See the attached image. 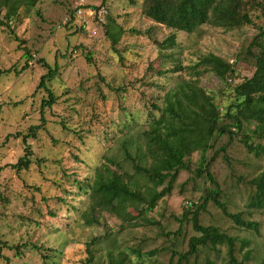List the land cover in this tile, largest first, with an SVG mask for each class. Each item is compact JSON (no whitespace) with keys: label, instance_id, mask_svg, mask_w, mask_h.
Returning <instances> with one entry per match:
<instances>
[{"label":"rangeland","instance_id":"1","mask_svg":"<svg viewBox=\"0 0 264 264\" xmlns=\"http://www.w3.org/2000/svg\"><path fill=\"white\" fill-rule=\"evenodd\" d=\"M145 3L40 0L23 7L9 28L0 25V193L4 198L0 200V264H86L87 245L98 237L94 263L105 262L109 249L125 246L132 248L128 253L138 264H169L171 260L173 264H229L226 247L215 250L210 246L178 262L189 250L190 239L199 236L189 221L181 224L183 213L194 211L212 188L206 176L196 175L200 153L187 161L189 170L179 173L171 195L159 200L151 212L144 213V206L133 207L129 210L133 219L122 221L105 213L100 224L85 226L80 214L70 211L86 206V198L76 194L72 181L75 176L85 178L87 165L97 164L106 145L112 143L106 142V132L128 115L143 128L160 117L166 92L182 78H190L189 67L200 58L215 54L237 61L234 84L254 74L248 49L264 27V0H248L251 24L235 29L204 25L193 34L156 23L143 14ZM100 7L107 10L106 23L91 15L88 28L80 30L75 10L90 13ZM72 15L73 21H66ZM108 18L117 24H110L111 33L123 30L116 45L106 34ZM171 34L177 37L176 45L162 49L160 44ZM45 63L57 66L56 77L47 86L58 99L42 112L48 94L38 85L48 71ZM201 71L200 85L217 104H225L221 94L225 83ZM43 117L45 127L28 140L34 163L29 170L17 172L11 165L24 155L25 145L16 134H28L31 126L43 123ZM244 134L235 136L227 151L229 161L216 155L209 170L220 185L221 201L231 212H241L245 220L256 222L259 233L236 227L212 202L200 215V224L215 225L236 237L239 261H244L247 250L239 251L241 243L249 242L252 259L244 263L256 264L263 253L264 210L249 206V181L264 172V157L248 150L240 139ZM227 140H218L208 160ZM251 143L264 148V139L254 138ZM190 202L194 205L188 206ZM34 245L42 251L32 249ZM133 249L141 252V258ZM174 252L178 255L173 256Z\"/></svg>","mask_w":264,"mask_h":264},{"label":"trees","instance_id":"2","mask_svg":"<svg viewBox=\"0 0 264 264\" xmlns=\"http://www.w3.org/2000/svg\"><path fill=\"white\" fill-rule=\"evenodd\" d=\"M38 1L40 0H0V25L9 28V22L18 17L23 7H31ZM163 1L147 0L143 14L175 31L193 34L204 25L235 29L252 23L248 0H169L162 4ZM73 16L68 21H73ZM111 23L117 25L115 20L108 18L106 34L116 45L123 30L111 33ZM80 30L83 28L80 27ZM176 40V35L171 34L160 46L162 49L172 48L176 45ZM248 53L253 59L255 71L243 82L234 84L237 61H227L215 54H207L189 67L190 78H182L174 88L166 92L160 117L152 118L147 127L143 128L136 118L128 115L123 123L114 126L110 132L107 131L106 142L112 143L106 145V150L97 164L87 165L89 171L85 178L75 176L72 181L76 194L86 198V206L83 210L75 207L70 211L79 213L85 226L100 224L105 213L115 215L122 221L133 219L129 215V210L133 207L144 206V213L151 212L159 200L171 195L179 173L189 170L187 161L194 154L200 153L196 175L206 176L212 188L194 211L185 210L183 213L181 224L189 221L199 236L190 239L189 250L178 257V262L197 254L200 247L207 246L215 250L226 247L229 264H245V261H251L252 250L249 242L241 243L239 251L247 250L244 252V261H239L235 254L236 237L215 225L200 224V215L212 202L236 227L259 233L256 222L245 220L241 212H231L221 201L220 185L209 170L216 155H222L229 161L227 151L233 145L235 136L241 135L243 131L245 134L240 139L248 150L258 157L263 153L264 157V148L251 143L254 138L264 139V27L259 28ZM28 58L31 59V56ZM44 65L48 71L41 77L38 89L45 88L48 96L42 101V112L55 105L58 99L47 86V83L55 79L57 66L52 68L46 63ZM201 70L213 73L218 80L225 83L226 87L221 90L225 104H217L215 97L200 85ZM8 72L10 70L4 73ZM223 120L226 122L222 123ZM42 121L41 125L31 126L28 134H16V137L23 139L25 153L11 165L15 171L29 170L34 163V153L28 140L36 138L37 132L45 127L44 117ZM222 137H227V142L219 146L208 160V153L214 150ZM115 147L117 150H114ZM165 182L167 185L159 190V186ZM249 192V206L264 210V172L249 181ZM0 200H4L1 193ZM191 205L194 203H188V206ZM99 240L100 237L95 238L87 245L86 264H138L128 253L132 248L127 250L125 246L109 249L105 262L94 263V246ZM9 249L17 250V247ZM32 249L42 251L43 248L34 245ZM132 252L138 253L141 258L138 249H133ZM176 255L178 254L174 252L173 256ZM169 264H173V260ZM256 264H264V245L262 256Z\"/></svg>","mask_w":264,"mask_h":264},{"label":"built area","instance_id":"3","mask_svg":"<svg viewBox=\"0 0 264 264\" xmlns=\"http://www.w3.org/2000/svg\"><path fill=\"white\" fill-rule=\"evenodd\" d=\"M76 11V12H75ZM74 12L77 18V22L80 24V27L83 29L88 28V24L90 22V16L92 15L95 20H97L101 24H105L107 17V10L105 7H100L98 10L87 13L83 8H77ZM69 18L66 19L68 21Z\"/></svg>","mask_w":264,"mask_h":264}]
</instances>
